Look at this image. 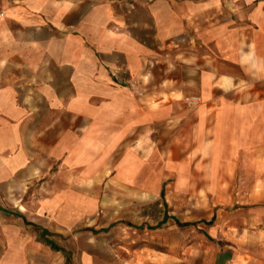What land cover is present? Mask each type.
<instances>
[{"label": "crops", "instance_id": "crops-1", "mask_svg": "<svg viewBox=\"0 0 264 264\" xmlns=\"http://www.w3.org/2000/svg\"><path fill=\"white\" fill-rule=\"evenodd\" d=\"M174 173L264 251V0H0V264H71L100 196Z\"/></svg>", "mask_w": 264, "mask_h": 264}, {"label": "rangeland", "instance_id": "rangeland-1", "mask_svg": "<svg viewBox=\"0 0 264 264\" xmlns=\"http://www.w3.org/2000/svg\"><path fill=\"white\" fill-rule=\"evenodd\" d=\"M194 176L183 180L174 173L158 180L156 194L142 190L141 194L104 196L103 200L100 196L99 208L78 219L71 264H227L216 260L224 249L223 259L229 250L261 259L264 251L259 238L250 250L249 244L235 243L229 236L228 224L244 225L249 214L235 210L239 197L215 194L212 178ZM262 209L256 212L264 216ZM210 220L211 225L204 222Z\"/></svg>", "mask_w": 264, "mask_h": 264}, {"label": "built area", "instance_id": "built-area-1", "mask_svg": "<svg viewBox=\"0 0 264 264\" xmlns=\"http://www.w3.org/2000/svg\"><path fill=\"white\" fill-rule=\"evenodd\" d=\"M200 102V97L197 95L190 96L188 98L189 105L196 106Z\"/></svg>", "mask_w": 264, "mask_h": 264}]
</instances>
